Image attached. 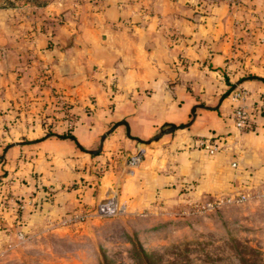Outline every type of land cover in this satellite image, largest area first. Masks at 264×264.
Wrapping results in <instances>:
<instances>
[{
    "label": "crops",
    "instance_id": "1",
    "mask_svg": "<svg viewBox=\"0 0 264 264\" xmlns=\"http://www.w3.org/2000/svg\"><path fill=\"white\" fill-rule=\"evenodd\" d=\"M262 104L264 0L0 8V234L80 202L182 212L264 193Z\"/></svg>",
    "mask_w": 264,
    "mask_h": 264
},
{
    "label": "rangeland",
    "instance_id": "2",
    "mask_svg": "<svg viewBox=\"0 0 264 264\" xmlns=\"http://www.w3.org/2000/svg\"><path fill=\"white\" fill-rule=\"evenodd\" d=\"M43 1L0 0V8ZM75 211L48 210L30 217L19 232L0 234V264H242V257L250 264L253 251L257 258L264 253L263 192L209 210L137 211L126 205L113 216L68 221Z\"/></svg>",
    "mask_w": 264,
    "mask_h": 264
},
{
    "label": "built area",
    "instance_id": "3",
    "mask_svg": "<svg viewBox=\"0 0 264 264\" xmlns=\"http://www.w3.org/2000/svg\"><path fill=\"white\" fill-rule=\"evenodd\" d=\"M232 98L234 100H243L244 93L236 92L233 94ZM261 111L264 113V104L261 106ZM232 120L235 129L238 132H245L252 128L253 124V116L248 110L239 105L234 108L232 113ZM70 125V121L69 124ZM198 145L207 150L208 153L213 154L219 150V145L215 142H208L203 139L198 140ZM233 167H237V163H232ZM103 168H100L98 173H102ZM248 195L244 193H239L234 196H221L215 199L206 200L203 202H192L191 210H209L218 208L224 203H234V202H243L248 199ZM127 202L124 200H120V198L113 197L109 199H104L98 202L93 208L87 206L80 202L79 206L76 208V211L67 218L68 221H82L88 218L91 215H99V216H113L118 214L126 208ZM18 208H23V204L21 203Z\"/></svg>",
    "mask_w": 264,
    "mask_h": 264
},
{
    "label": "trees",
    "instance_id": "4",
    "mask_svg": "<svg viewBox=\"0 0 264 264\" xmlns=\"http://www.w3.org/2000/svg\"><path fill=\"white\" fill-rule=\"evenodd\" d=\"M35 204H36V202L34 203V206H35ZM253 253V263H250V264H258V261L260 262V261H262L261 262V264H264V253L263 252H259V258H257L258 257V253H256V252H252ZM249 260V258H245V257H242L241 258V262H242V264H247V261Z\"/></svg>",
    "mask_w": 264,
    "mask_h": 264
},
{
    "label": "water",
    "instance_id": "5",
    "mask_svg": "<svg viewBox=\"0 0 264 264\" xmlns=\"http://www.w3.org/2000/svg\"><path fill=\"white\" fill-rule=\"evenodd\" d=\"M175 128V127H174ZM174 128H172L171 130H168V131H166V132H170V131H172V130H174ZM166 132H163V133H166ZM140 141V140H139ZM141 143H148L147 141H142ZM90 153H94V152H90ZM135 162V159H131L130 161H129V164H132V163H134Z\"/></svg>",
    "mask_w": 264,
    "mask_h": 264
}]
</instances>
